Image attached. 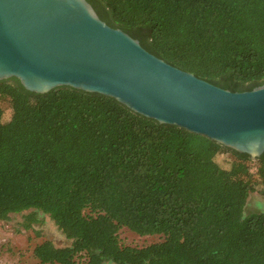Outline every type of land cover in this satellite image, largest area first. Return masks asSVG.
<instances>
[{
  "label": "trees",
  "instance_id": "16d2710c",
  "mask_svg": "<svg viewBox=\"0 0 264 264\" xmlns=\"http://www.w3.org/2000/svg\"><path fill=\"white\" fill-rule=\"evenodd\" d=\"M87 1L175 67L232 92L264 84V0ZM253 193L264 196V153L253 159L99 93L0 81V221L40 211L71 242L37 244L40 264H264V214L244 215ZM123 228L162 240L126 246Z\"/></svg>",
  "mask_w": 264,
  "mask_h": 264
},
{
  "label": "water",
  "instance_id": "95a60500",
  "mask_svg": "<svg viewBox=\"0 0 264 264\" xmlns=\"http://www.w3.org/2000/svg\"><path fill=\"white\" fill-rule=\"evenodd\" d=\"M11 78L40 94L99 93L253 159L264 153V84L232 92L175 67L87 0H0V81Z\"/></svg>",
  "mask_w": 264,
  "mask_h": 264
},
{
  "label": "rangeland",
  "instance_id": "374dc122",
  "mask_svg": "<svg viewBox=\"0 0 264 264\" xmlns=\"http://www.w3.org/2000/svg\"><path fill=\"white\" fill-rule=\"evenodd\" d=\"M1 113V120L7 121L13 108L4 103ZM217 160L222 167L230 168L227 155L219 154ZM252 213L264 214V196L258 193L250 194L245 207V216ZM119 237L123 245L133 247H144L162 240L160 236H139L127 228L120 230ZM44 240H50L58 247L71 244L48 215L33 210L12 214L9 221H0V264H40L33 251Z\"/></svg>",
  "mask_w": 264,
  "mask_h": 264
}]
</instances>
